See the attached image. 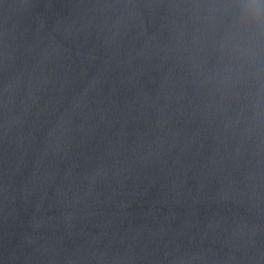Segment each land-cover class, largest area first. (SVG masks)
I'll use <instances>...</instances> for the list:
<instances>
[{
    "label": "water",
    "instance_id": "water-1",
    "mask_svg": "<svg viewBox=\"0 0 264 264\" xmlns=\"http://www.w3.org/2000/svg\"><path fill=\"white\" fill-rule=\"evenodd\" d=\"M0 264H264V0H0Z\"/></svg>",
    "mask_w": 264,
    "mask_h": 264
}]
</instances>
